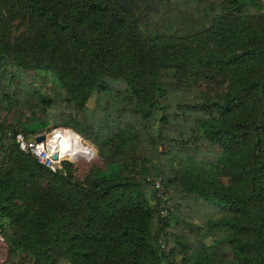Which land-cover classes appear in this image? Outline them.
I'll return each instance as SVG.
<instances>
[{"label":"trees","instance_id":"1","mask_svg":"<svg viewBox=\"0 0 264 264\" xmlns=\"http://www.w3.org/2000/svg\"><path fill=\"white\" fill-rule=\"evenodd\" d=\"M259 4L0 0V114L31 109L0 119V264H264ZM48 127L107 170L79 179L19 149Z\"/></svg>","mask_w":264,"mask_h":264},{"label":"rangeland","instance_id":"2","mask_svg":"<svg viewBox=\"0 0 264 264\" xmlns=\"http://www.w3.org/2000/svg\"><path fill=\"white\" fill-rule=\"evenodd\" d=\"M261 10H264L263 5L259 4L257 5ZM199 88L203 90H207L209 93H214L217 90H219V85L216 83H210L209 85H205L203 83H198ZM93 102L91 99L88 101V105L92 106ZM28 106V105H27ZM19 106L14 105L10 106L11 109L3 110L0 114V119L3 120L5 123L9 124L12 121H15V119L20 118L21 120H24L25 118H29L31 109L28 106ZM17 107V108H16ZM62 128L64 130V133L68 136V150L64 156H62L57 161H49L46 160L43 153H39L38 149L36 148L34 152H28L31 155H33L36 160L41 163V161H44L45 163L47 161L53 163V165L57 168L60 167L61 161L66 160L70 166L73 169V173L75 177L81 179L83 175L88 172L89 170L93 168H99L103 171L107 170V167L102 162L101 158L97 155V152L95 148L91 145L90 141L82 137L83 134H79L76 131L72 130L71 128H63V127H57ZM56 128L48 127L47 129H40L34 132L27 133V141L33 144H37L39 142L44 141L47 137H49L52 133V131ZM37 135H43L44 138L39 141L35 142L34 137ZM37 150V151H36ZM40 156L39 160L37 159L38 156ZM45 159V160H44ZM41 160V161H40ZM45 163H42L46 166ZM197 167L203 168L207 171H213V167L208 164L198 163L196 164ZM56 169V168H55ZM165 204L164 206H168L169 204V195L167 192L164 191L163 193ZM4 260H6V246L4 242L2 241L1 235H0V263H3ZM23 264H31L29 260H26L23 262Z\"/></svg>","mask_w":264,"mask_h":264},{"label":"bare ground","instance_id":"3","mask_svg":"<svg viewBox=\"0 0 264 264\" xmlns=\"http://www.w3.org/2000/svg\"><path fill=\"white\" fill-rule=\"evenodd\" d=\"M68 136L62 128H56L44 141L36 144L39 153H43L45 159L57 161L64 156L68 150ZM37 151V150H36ZM56 155V159L52 155Z\"/></svg>","mask_w":264,"mask_h":264},{"label":"built area","instance_id":"4","mask_svg":"<svg viewBox=\"0 0 264 264\" xmlns=\"http://www.w3.org/2000/svg\"><path fill=\"white\" fill-rule=\"evenodd\" d=\"M15 139H16V142L18 143L19 149H21L24 152H34V150L36 149V144L30 143L29 141H27V139H25L21 133H18L16 135ZM40 156H42V155L39 154V156L37 158L38 160H39ZM49 161H47L46 163L44 161H41V163H45L46 166H48L51 170H55V168H57V167H55L53 165V163H51ZM151 182H152V185L154 186V188L156 189L157 196L161 199V208L162 209L160 210V212L162 215H164V213H165V210H164L165 199H164L163 193L165 190L161 184L159 177H153L151 179Z\"/></svg>","mask_w":264,"mask_h":264},{"label":"water","instance_id":"5","mask_svg":"<svg viewBox=\"0 0 264 264\" xmlns=\"http://www.w3.org/2000/svg\"><path fill=\"white\" fill-rule=\"evenodd\" d=\"M43 138H44L43 135H37V136L34 137V141H35V142H39V141H41ZM52 158H53V159H56V155H55V154L52 155Z\"/></svg>","mask_w":264,"mask_h":264}]
</instances>
